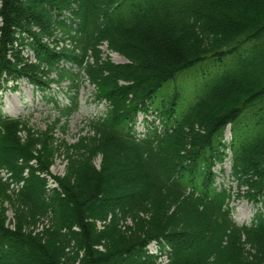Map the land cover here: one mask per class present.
Wrapping results in <instances>:
<instances>
[{
  "label": "trees",
  "instance_id": "obj_1",
  "mask_svg": "<svg viewBox=\"0 0 264 264\" xmlns=\"http://www.w3.org/2000/svg\"><path fill=\"white\" fill-rule=\"evenodd\" d=\"M234 55L221 71H189ZM179 78L187 99L178 85L181 100L157 95ZM21 81L60 120L78 107L75 95L59 106L52 90L64 81H87L105 112L66 144L0 108V191L13 210L8 222L0 207V264L13 253L38 264H264V0H0V91ZM139 114L153 116L141 136ZM228 153L236 196L216 183ZM56 157L62 177L49 172ZM239 198L256 207L249 225L232 218Z\"/></svg>",
  "mask_w": 264,
  "mask_h": 264
},
{
  "label": "rangeland",
  "instance_id": "obj_2",
  "mask_svg": "<svg viewBox=\"0 0 264 264\" xmlns=\"http://www.w3.org/2000/svg\"><path fill=\"white\" fill-rule=\"evenodd\" d=\"M104 55H109L111 62L114 64H123L126 61L119 56L118 54L112 53L109 54L105 51V48H102ZM26 53V52H25ZM30 59H32L30 53H26ZM233 57H228L227 59L222 60L220 63H200L193 67L189 71H198V77L209 74V71L204 69V65L207 64L213 68L216 72L221 71L231 64L234 60ZM213 73V72H212ZM215 73V72H214ZM191 72L183 74L181 77L191 76ZM187 80V79H186ZM193 80V79H192ZM175 85H178L183 89V95L187 99L189 94L190 85L188 82L182 81L180 78L176 82L166 83L157 93V95L164 94H173L175 91L178 93V100H181L182 93L175 89ZM12 86L11 82H8L6 86L0 91V108L4 114L10 117H24L28 118L26 133L31 131L35 138L41 136H51L52 139L62 140L66 144H74L79 137L90 136L88 123L90 120L102 116L105 110L104 103H99L94 94L93 87L88 84V82H79L78 87L74 90V94L77 95L78 107L68 119H58L57 114L51 106H47L45 100L42 98L41 94L35 91L29 84L24 81L19 82L18 89L12 91L10 87ZM70 85L67 82L61 84L59 88L53 87V92L57 95V101L60 107L68 106V93L70 92ZM164 98V97H162ZM167 99V97H166ZM150 121H153L152 115H143L139 114L136 119L135 131L138 135H142L146 126L150 124ZM159 120L156 119L155 125L159 126ZM37 140V139H36ZM230 140V131L229 126L226 127L224 131V141L228 142ZM230 154L228 153V159L223 165V174L219 176L217 174L216 183L218 186L231 188V192L234 196L237 194V189L229 177L230 170ZM99 160H96V165H98ZM219 168L215 169L217 173ZM51 175L62 177L64 174V162L62 158L56 157L52 161V165L49 169ZM110 180L115 182L116 178L114 173L110 172ZM3 192L0 191V207L6 209L5 217L7 221H11L12 218V205L8 202V197ZM7 195H10L7 193ZM6 198H5V197ZM231 206H233V220L237 225H249L253 214L255 213L256 207L252 203L248 202L245 198L235 199ZM41 223V222H40ZM11 225V224H10ZM42 226L46 225V222L41 223ZM99 225V224H98ZM41 229V226L36 227L35 231ZM149 251L154 252L153 244L147 248ZM246 250L251 251L249 246H246ZM252 252V251H251ZM10 264H38L33 261L32 257L27 253H24L20 256H17V253H13L11 256ZM165 260L162 261L163 264Z\"/></svg>",
  "mask_w": 264,
  "mask_h": 264
}]
</instances>
